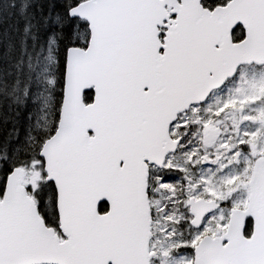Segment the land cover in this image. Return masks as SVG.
<instances>
[{
	"label": "snow or ice",
	"instance_id": "1",
	"mask_svg": "<svg viewBox=\"0 0 264 264\" xmlns=\"http://www.w3.org/2000/svg\"><path fill=\"white\" fill-rule=\"evenodd\" d=\"M8 6L0 264H264V0Z\"/></svg>",
	"mask_w": 264,
	"mask_h": 264
},
{
	"label": "water",
	"instance_id": "2",
	"mask_svg": "<svg viewBox=\"0 0 264 264\" xmlns=\"http://www.w3.org/2000/svg\"><path fill=\"white\" fill-rule=\"evenodd\" d=\"M142 191V190H141ZM149 221L147 215V209L135 222V239L133 241L132 252L140 259L143 264H146V257L144 256V249L147 247L149 234Z\"/></svg>",
	"mask_w": 264,
	"mask_h": 264
},
{
	"label": "trees",
	"instance_id": "3",
	"mask_svg": "<svg viewBox=\"0 0 264 264\" xmlns=\"http://www.w3.org/2000/svg\"><path fill=\"white\" fill-rule=\"evenodd\" d=\"M4 10L0 12V30L10 29L17 19L16 12L8 6V0H3Z\"/></svg>",
	"mask_w": 264,
	"mask_h": 264
},
{
	"label": "rangeland",
	"instance_id": "4",
	"mask_svg": "<svg viewBox=\"0 0 264 264\" xmlns=\"http://www.w3.org/2000/svg\"><path fill=\"white\" fill-rule=\"evenodd\" d=\"M245 71L249 74V75H251V73L253 72V67H250V68H248V67H245ZM238 78V77H237ZM240 81H239V78L235 81V83L233 84H230L228 87L229 88H231V89H235V88H237V87H239L240 86V83H239ZM227 94V90L225 91V93H224V95H226Z\"/></svg>",
	"mask_w": 264,
	"mask_h": 264
}]
</instances>
